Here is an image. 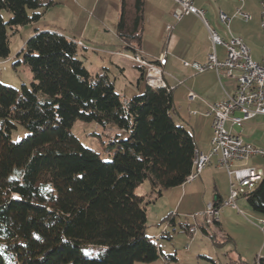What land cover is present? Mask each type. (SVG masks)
<instances>
[{
    "label": "trees",
    "instance_id": "obj_1",
    "mask_svg": "<svg viewBox=\"0 0 264 264\" xmlns=\"http://www.w3.org/2000/svg\"><path fill=\"white\" fill-rule=\"evenodd\" d=\"M53 5L0 0V59L11 56L9 30L38 22ZM3 10L11 13L7 21ZM144 19L145 0H121L117 32L133 53ZM80 51L67 36L37 29L21 50L31 86L19 91L0 82V264H136L164 254L146 232L147 205L187 182L195 136L173 118L171 87L148 84L127 98L107 71L91 73ZM77 120L115 124L127 137L116 136V151L105 160L72 132ZM17 124L29 134L13 141ZM145 181L151 191L137 194ZM241 196L264 215V178ZM86 247L102 251L88 256Z\"/></svg>",
    "mask_w": 264,
    "mask_h": 264
},
{
    "label": "crops",
    "instance_id": "obj_2",
    "mask_svg": "<svg viewBox=\"0 0 264 264\" xmlns=\"http://www.w3.org/2000/svg\"><path fill=\"white\" fill-rule=\"evenodd\" d=\"M56 1L59 4H63L65 11H59L68 19H79L75 11H73L72 7H68V5L74 3L77 4V6H80L81 4L88 2L87 0ZM234 2L235 4H233L232 8H229V6L227 7L225 5H222L220 7V10H222V12L226 13L227 15H229V17H231L230 26H227L229 32L224 37V39L229 40L231 37L242 38L249 47L252 56V48L256 44V39L258 35H260L261 33H263V36H261L260 43H262L261 47L264 50V29H262L261 27V9L256 11V9L252 7L251 3H247V0H245L243 3L239 0H235L233 1V3ZM194 3L198 8L203 9L205 11L206 17L207 13H209L208 9L206 8L207 0H194ZM52 7L53 6H51L45 11L43 17H45L46 14H49L50 11H52ZM174 7L175 3L173 0H145V19L142 33V41L134 55L140 54L145 57L148 61L158 66L162 70L163 80L169 87L173 89L174 95V90H177L180 85H185L186 83H188L187 86L182 89V91L184 92L185 96H187L186 98L190 103V114H193L197 117L192 120L189 119L188 121L184 120L182 114L184 116H186L185 114H188L187 112H185L186 108L182 104L175 103L173 118L178 124L185 126L194 134L198 150L207 154L211 150V141L213 137V116L208 113L209 104L221 101L225 98L227 92H233L235 82L233 80H224V83L221 84L216 71L207 70L203 73H198L192 66H186L184 64V62L186 61L190 63H205L207 61L208 54L211 51L212 45L209 30L205 22L194 14H187L180 21H177L175 20L172 14ZM238 9H241L244 13H247L250 18L248 20L242 19L240 16L237 15ZM120 13L121 6L119 12V19ZM209 14H211V12ZM91 21H94L95 23L92 32L90 34L88 33L90 27V22L88 19L86 27L79 33V37L84 36L85 38H87V45L89 47L86 46V42L82 43V46H84L85 49L92 47V49L96 51H108L112 54H121L125 52H122V50L116 51L115 48L111 47L119 46L122 49L128 50L124 42L120 39L118 35V23L116 27L114 26V23H112V26H109L106 20L101 17H97L95 19L92 17ZM169 25L172 26L171 30H168L167 28ZM210 26L213 29H216L211 24ZM233 26L234 28L232 30ZM256 26H258V28H256ZM37 29H49L52 31L59 32L79 44L77 40H80V38L72 37L56 26L50 25L45 28H36L35 31ZM255 31H257V33ZM104 34L110 35L111 40L100 38L101 35ZM113 37H115V40H112ZM217 54L220 59H224L226 56L225 47H217ZM121 57L124 56L119 55L118 58L121 59ZM162 58L163 60H161ZM263 58L264 53L262 55L261 61L263 60ZM137 67L140 70L141 77L144 78L147 74V70L144 67L142 68V66H140L139 64H137ZM122 69L124 70L125 68ZM113 82L116 86L115 80H113ZM173 86L175 87V89L173 88ZM141 91L142 89L136 93H141ZM191 92L197 95V98L192 101L189 99V95ZM198 94L202 95L204 98H201ZM124 96L127 97L126 95ZM201 118H204L203 130L198 129V127L200 126L199 124L201 123ZM226 126L231 133L240 135L244 139V141L254 145L257 148L264 149V115H259L251 120L246 121L241 125H233L229 121L227 122ZM236 127H238L239 130H235ZM218 158L219 155H213L211 157V162L203 169L197 179L192 182H185L182 185L169 189L163 194V196H161L157 201L154 202V204H157L160 199L163 200L165 196V198H167V196L170 195H174L175 200H173V202H176V204L171 205L169 209H166L162 212H157V220L155 222L156 225H149L148 223V227L146 230L147 234L153 239H159L157 243L164 253L163 256L156 261L165 260V255L168 254L166 248L167 246L162 244L160 237L167 236L169 240H172L173 235L171 228H173V230H176L178 222L179 225L182 226L184 231L188 234L189 238L192 239L190 240V244H187L188 249H190L191 244L196 241L195 237L196 235H198L199 230H202L204 235L210 236L213 242H215L213 238V236L215 235L217 237V241L220 244H223L222 242H225V240H227V238L225 237L226 234H228L227 237H230L233 242L235 238L229 233L225 234V232L227 231L226 223L228 220H232V218H235L237 220H246L244 218L246 217L250 221L251 225L255 226L256 228H259V230L262 231L260 225L258 227L257 224H259L260 221L264 220V215L253 210V208L245 197L240 196L236 200L237 208L225 205V202L229 199L230 194L227 190H225L224 192L223 188L225 187L226 189V185L224 184V180H222L221 176L226 175L228 178V182L229 176L225 169L218 167ZM249 165L262 170L264 178V157H261L259 155L252 157L249 161ZM211 185L213 187L211 193L212 200L210 201L213 202L220 210L218 221L219 223H216V225L214 226L206 227L204 225L203 218H196L194 222H188L187 219L180 220L181 216L179 209H181L184 201L187 205V209L184 208L188 212L187 216L192 213L195 214L204 211L206 205L209 202H206L204 205V203L201 201V199L204 197H202L201 194L204 191V188L205 190H208V188L210 189ZM146 194H148V192H145L140 195ZM242 199H244L245 201ZM238 201L240 202L241 206H239ZM216 202L218 205L216 204ZM148 212L149 207L147 208V214ZM247 215L252 220H250ZM167 217H169V220H166ZM186 225H188L189 228L198 225L197 232L191 234L189 230L185 229ZM195 253H198V257L214 261L213 256L208 250L198 249L195 251ZM232 253L233 252H231V254ZM231 258L233 260H236V256L231 255ZM240 258L245 259L247 261L250 260L249 257L245 255H241Z\"/></svg>",
    "mask_w": 264,
    "mask_h": 264
},
{
    "label": "rangeland",
    "instance_id": "obj_3",
    "mask_svg": "<svg viewBox=\"0 0 264 264\" xmlns=\"http://www.w3.org/2000/svg\"><path fill=\"white\" fill-rule=\"evenodd\" d=\"M87 1V3L81 4L80 6H77V4L74 3L68 5V7H72L79 19H68L66 16L62 15L59 10L65 11V8L63 4H59L55 0L52 11H50L49 14H46L45 17H42L38 22L23 25L19 27L18 31L15 32L9 30L11 56L8 59H0V82L19 91L22 90L23 85H27L29 87L31 86L33 74L29 66L24 63L21 50L25 47L26 42L30 39V37L35 33L36 28H45L51 25L62 29L72 37L80 38V40L77 41L81 42V45L79 44L81 58L91 73L96 75L99 72H109L111 78L116 82L117 91L123 95H126L127 98H132L136 95L143 94L146 91L148 85L147 75H145L144 78L141 77V73L137 67V64L130 59L132 56H134L132 51L122 49L119 46L111 48H115L116 51L122 50V52L125 53L112 54L108 51H96L92 49V47L85 49L84 46H82V43L86 42V46L89 47L87 45V38L84 36L79 37V33L86 27L88 19L90 22L88 33L90 34L92 32V29L95 25L94 21H91L92 17L94 19L97 17L104 18L109 26H112V23H114V26L116 27L119 20L121 0ZM233 1L235 0H207L206 8L208 9L209 13L211 12V14L207 13L206 18L209 20L210 24L218 30V33L222 38L228 34L229 29L227 25L224 24L219 18V12L222 11L220 10V7L225 5L227 7L229 6V8H232L233 4H235ZM247 3H251L252 7L256 9V11L261 9L262 12L263 4H261L259 0H247ZM2 13L6 21L11 16V13L8 10H3ZM233 28L234 26L232 27V30ZM256 28H258V26H256ZM262 29L264 28L262 27ZM44 30L49 29H42V31ZM255 32L257 33V31ZM261 36H263V33L258 35L256 44L252 48V56L257 61H261L262 55L264 53V50L261 47L262 43H260ZM100 38L111 40V36L108 34L101 35ZM112 40H115V37H113ZM122 54L127 57H121V59L118 58L119 55ZM122 68L125 69L123 70ZM187 84L188 83L185 85H180L177 90H174V97L176 104H182L186 108L185 112L188 114H185L186 116L182 114V117L184 120L188 121L189 119L192 120L197 116L190 114V103L186 98L187 96H185L184 92L182 91V89L185 88ZM173 88L175 89L174 86ZM141 89V93H136ZM200 97L202 98L203 96L200 95ZM200 121L201 123L199 124L200 126L198 129L203 130L204 118H201ZM236 129L239 130L238 127H236L235 130ZM72 132L78 137L85 147L98 152L105 160H110L112 157L111 155L116 151V147L112 143L116 140V136L119 135L120 138L127 137V134H124V132L120 130L115 124H110L107 127H104L99 123L87 122L83 120L76 121L72 127ZM28 134L29 131L23 125L17 124L16 128H14L11 132V139L13 141H20ZM221 178L224 180V184L226 185V189L225 187L223 188L224 192L227 190L230 194V179L228 182L226 175H222ZM212 187L213 186L211 185L210 189L208 188V190H205L204 188V191L201 194L202 197H204L201 199L204 205L206 202L208 203L211 202L210 200H212ZM150 191L151 184L149 181H145L136 188L137 194H143ZM165 197L163 200L160 199L157 204L152 202L151 204L147 205V208L149 207V225H156L155 222L157 220V212H162L166 209H169L171 205L176 204V202H173V200H175L174 195L167 196V198ZM238 203L239 206H241L239 201ZM184 208L187 209L185 201L183 202L181 209H179L181 216L180 220L187 219L188 222H194L196 219L194 217V213L187 216L188 212ZM244 218L246 220H237L232 218V220L230 219V221L228 220L226 223L227 231L225 234H231L235 238L233 242H226L227 240H225V242H222L223 244H215L210 236L204 235L202 230H199L198 235L195 237L196 241L191 244L190 249L187 248V244H190V240L192 239L189 238L188 234L178 222L176 230L171 228L173 235L172 240H169L167 236L160 237L162 244L167 246V255H174L175 258L168 257L165 260H159L153 263L138 262L136 264H230L231 255L236 256V259H239L241 255H245L248 256L250 260L247 261L242 259L243 261H247L249 264H254L256 262L261 264L260 259L264 258V233L260 231L259 228L251 225L250 221L246 217ZM259 225L261 228L262 221L257 224L258 227ZM227 235L228 234L225 236L226 238ZM198 249L208 250L213 256L214 261L198 257V253H195V251ZM100 251H102V248H84V253L88 256L95 255ZM231 252L233 253L231 254ZM262 264H264V262Z\"/></svg>",
    "mask_w": 264,
    "mask_h": 264
},
{
    "label": "built area",
    "instance_id": "obj_4",
    "mask_svg": "<svg viewBox=\"0 0 264 264\" xmlns=\"http://www.w3.org/2000/svg\"><path fill=\"white\" fill-rule=\"evenodd\" d=\"M175 7L173 17L180 21L187 14H194L201 18L208 30L211 40V51L205 63L184 62L186 66H192L198 73L207 70H214L218 75L221 84L224 80H233V92H227L223 100L209 104L208 113L213 116V137L211 150L204 153L198 150L197 172L187 178V182L194 181L200 176L203 169L211 162L213 155H219L217 165L227 171L230 179V196L225 205L237 208L236 200L247 191L254 189L263 178L260 169L249 165L252 157L259 155L264 157V149L244 141L237 134L231 133L227 129V122L233 125H241L259 115H264V58L261 62L254 60L250 49L245 41L240 37H231L225 40L216 29L210 26L205 17V11L198 8L194 0H173ZM244 2L245 0H239ZM261 24L264 28V5H262ZM237 15L244 20L250 16L241 9L237 10ZM220 20L230 26L231 17L224 12L219 14ZM168 30L172 29L169 25ZM81 45V42H79ZM223 46L226 49V56L220 59L217 54V47ZM124 57V54H122ZM129 58V57H128ZM147 70V82L157 81V87H165L167 84L163 80L162 70L154 63L148 61L140 54H135L130 58ZM163 60V58L161 59ZM197 98L193 92L189 99ZM220 210L213 203L209 202L202 212L194 214L195 218H203L206 227L214 226L219 221ZM198 225L189 229L191 234L196 233ZM261 230L264 233V220H262ZM156 242L159 241L155 238Z\"/></svg>",
    "mask_w": 264,
    "mask_h": 264
},
{
    "label": "bare ground",
    "instance_id": "obj_5",
    "mask_svg": "<svg viewBox=\"0 0 264 264\" xmlns=\"http://www.w3.org/2000/svg\"><path fill=\"white\" fill-rule=\"evenodd\" d=\"M148 84L151 85V86L157 87V81H150V83H148ZM197 159H198V154H197V156L195 158V161H194V170L189 176L194 175L197 172ZM155 242H156V239H155Z\"/></svg>",
    "mask_w": 264,
    "mask_h": 264
}]
</instances>
